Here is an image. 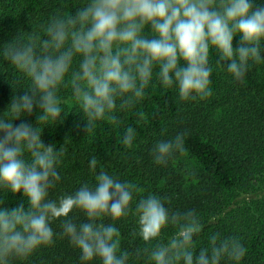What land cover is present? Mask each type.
<instances>
[{
  "label": "clouds",
  "instance_id": "9594fccd",
  "mask_svg": "<svg viewBox=\"0 0 264 264\" xmlns=\"http://www.w3.org/2000/svg\"><path fill=\"white\" fill-rule=\"evenodd\" d=\"M29 25L0 43L12 71L10 82L0 70L12 89L0 111V193L20 200L9 207L0 199V264H30L57 239L78 250V264H244L240 237L211 233L201 246L198 211H172L155 193L136 199L138 187L97 172L95 157L88 161L93 183L51 198L64 152L43 135L70 111L85 136L103 123L120 128L122 115L139 114L157 86L181 102L206 100L214 70L244 83L264 65V0H80L71 12L57 7ZM186 135L157 140L153 163L164 167L184 153ZM135 141L136 130L127 127L122 144ZM130 216V236L141 241L133 251L122 247L119 227Z\"/></svg>",
  "mask_w": 264,
  "mask_h": 264
},
{
  "label": "trees",
  "instance_id": "16d2710c",
  "mask_svg": "<svg viewBox=\"0 0 264 264\" xmlns=\"http://www.w3.org/2000/svg\"><path fill=\"white\" fill-rule=\"evenodd\" d=\"M80 0H0V43L18 30H30L29 22H42L57 7L71 12ZM235 43V41H234ZM215 56L212 62L215 63ZM0 70L12 81V71L0 58ZM16 86V85H13ZM213 94L206 100L181 102L173 90L151 89L139 114L122 115L123 124L98 125L85 136L76 127L81 118L70 111L62 123L45 130L47 144L62 148L61 182L50 191L51 198L74 193L81 183H93L88 161L95 157L101 169L135 184L136 199L148 193L167 198L172 211L195 209L204 221L201 246L211 233L238 236L248 249L244 264H264V65L253 68L242 84H234L225 70H214ZM12 96L11 86L0 77V111ZM32 122L35 118L32 117ZM127 127L136 130L132 148L122 144ZM186 132V151L161 167L150 156L152 145ZM6 206L20 200L0 193ZM75 219L83 220L82 214ZM52 227L59 232L60 223ZM122 247L133 251L141 241L130 233V216L120 225ZM78 250L66 239L41 250L30 264H78Z\"/></svg>",
  "mask_w": 264,
  "mask_h": 264
}]
</instances>
